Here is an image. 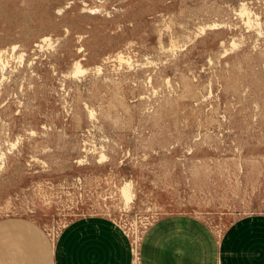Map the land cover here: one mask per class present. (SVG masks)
I'll return each instance as SVG.
<instances>
[{
	"label": "rangeland",
	"instance_id": "rangeland-1",
	"mask_svg": "<svg viewBox=\"0 0 264 264\" xmlns=\"http://www.w3.org/2000/svg\"><path fill=\"white\" fill-rule=\"evenodd\" d=\"M0 53V219L264 214V0H0Z\"/></svg>",
	"mask_w": 264,
	"mask_h": 264
},
{
	"label": "crops",
	"instance_id": "crops-1",
	"mask_svg": "<svg viewBox=\"0 0 264 264\" xmlns=\"http://www.w3.org/2000/svg\"><path fill=\"white\" fill-rule=\"evenodd\" d=\"M142 264H264V214L235 220L221 238L198 218L155 220L141 242ZM129 234L104 214L69 221L51 244L40 226L0 219V264H133Z\"/></svg>",
	"mask_w": 264,
	"mask_h": 264
},
{
	"label": "bare ground",
	"instance_id": "bare-ground-1",
	"mask_svg": "<svg viewBox=\"0 0 264 264\" xmlns=\"http://www.w3.org/2000/svg\"><path fill=\"white\" fill-rule=\"evenodd\" d=\"M243 10H245V9H243ZM246 12V11H245ZM250 13V12H249ZM244 15H246V14H244ZM249 16V15H248ZM248 19H250V17H248ZM15 47L16 46H14L13 48L15 49ZM121 56H122V54H121ZM124 58V57H123ZM3 60V57H2V53H0V62ZM3 61H5V60H3ZM1 65H2V63H1ZM2 66H6V62L4 63V65H2ZM3 68V67H2ZM78 71H80V70H78ZM120 191H121V195L120 196H122V198H123V200H124V202H125V206H126V208H130L131 207V205L133 204V202H134V197H135V193H134V191H133V186H132V184H131V182H129V181H126L125 182V184H123L122 186H121V188H120ZM122 206H120V208H121ZM140 238V237H139ZM135 253L136 254H138V252L135 250ZM135 261H137V256H136V260Z\"/></svg>",
	"mask_w": 264,
	"mask_h": 264
},
{
	"label": "built area",
	"instance_id": "built-area-1",
	"mask_svg": "<svg viewBox=\"0 0 264 264\" xmlns=\"http://www.w3.org/2000/svg\"><path fill=\"white\" fill-rule=\"evenodd\" d=\"M135 250L138 252V254L135 253ZM132 252H133V256H134V261L133 264H140V262L138 260H140V253H139V249L137 246H135L134 241H132ZM136 256H137V261L136 260Z\"/></svg>",
	"mask_w": 264,
	"mask_h": 264
}]
</instances>
